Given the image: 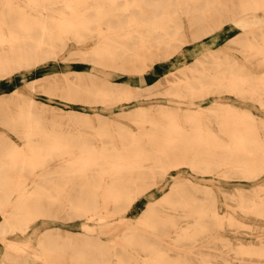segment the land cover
Returning <instances> with one entry per match:
<instances>
[{
  "label": "bare ground",
  "instance_id": "bare-ground-1",
  "mask_svg": "<svg viewBox=\"0 0 264 264\" xmlns=\"http://www.w3.org/2000/svg\"><path fill=\"white\" fill-rule=\"evenodd\" d=\"M4 81L0 264H264V0H0Z\"/></svg>",
  "mask_w": 264,
  "mask_h": 264
},
{
  "label": "rangeland",
  "instance_id": "rangeland-1",
  "mask_svg": "<svg viewBox=\"0 0 264 264\" xmlns=\"http://www.w3.org/2000/svg\"><path fill=\"white\" fill-rule=\"evenodd\" d=\"M184 20V24L186 26V30L188 31V19H183ZM224 29V30H223ZM219 30H223L220 38H219V41L218 43H222L226 40V38L232 36L235 32H238V29L237 28H233L232 24H231V20H228L226 23H224V26L219 29ZM218 30V31H219ZM240 30V29H239ZM217 32V31H216ZM217 43V44H218ZM196 46V45H195ZM195 46H190V48H186L185 49V52H184V55L178 59L177 56L174 57V59H171L170 61L168 62H164L162 64H157L154 68H152L151 71H149V74L147 75L150 76L149 78L145 79V78H141L139 80L135 79V75H132L130 73H117L115 74V78L114 80H118L119 82H123V83H128V84H132V85H136V84H139L141 86L142 89L146 88L148 86V84H151L152 82L158 80L159 78H161L166 72L170 71V70H174L176 69L177 67L179 66H182L184 65L185 63L187 62H191L193 60V58L198 54V51H197V48L199 47V44H197L196 48ZM227 49L229 50V54L232 55L233 57H236V58H240L241 57V52H237V50H231V48H228ZM176 61V63H175ZM179 61V62H177ZM70 64V63H69ZM64 65H61L60 63H57L56 65H51L49 67V69L53 70V69H57L58 71H61L62 69H64L65 67L67 66H64ZM43 71H41L40 73H42ZM33 74V72H32ZM39 74V72L37 73ZM142 74H139V76H141ZM33 76V75H32ZM144 76V75H142ZM138 78V77H137ZM6 83V81L4 82H1L0 83V93L2 94H8L9 91H11L13 88V84L12 86H9L8 84H6V86L4 87H1V85H4ZM38 100L40 101H43V102H47L51 105H53L54 107H57L58 108V111H62V109H59V108H64L63 110H68L69 109V105L65 102V101H62L58 98H53V99H48L45 95H42V93H37L36 94ZM146 97L145 95H143V98ZM232 96L230 95H214V97H212V100H210V98L206 101H203L202 104H206V105H209V104H216V103H219V101L223 102V101H227V100H231L233 98H231ZM141 104H146L148 102H153V101H163L165 102V98L164 97H161V96H154L152 97V99H144V100H141ZM75 109L76 110H83L85 111V109L83 107H81L80 105L78 106H75ZM115 110L117 108H114ZM109 113H111V110L107 111ZM112 112H113V109H112ZM0 130H6L8 132V130L1 126L0 125ZM13 137L17 140V142H19L20 140L17 139V137L15 136V134L13 133L12 134ZM240 181H236L235 183H232L231 185H228L226 184L225 186H227L228 188H232L236 185H239ZM162 193V192H160ZM158 193V195L160 194ZM138 213L134 212V213H131V217H135ZM72 228V227H71ZM253 230L251 228H248V227H242L240 228V231L238 233V236H235V238H232L233 242L234 243H237V242H240V241H243V242H246L248 241V239H250V237L252 238V236L254 235V232H252ZM229 232V231H227ZM231 235H233V233H230ZM255 239V238H254ZM253 239V240H254ZM206 241H209V240H206ZM214 241H217L215 242V244L213 243ZM212 241L211 243H207V244H212V247L209 248V249H213V250H216L217 248H223L222 247V243L221 242H218V240H214ZM214 244V245H213ZM6 249V246L0 241V253L4 252ZM14 253V252H13ZM212 254H217L215 253V251L211 252ZM16 254V253H15ZM234 254L231 252L230 253V256H233ZM28 260H26L28 262V264H44L39 258H36L34 256H28L27 258Z\"/></svg>",
  "mask_w": 264,
  "mask_h": 264
}]
</instances>
